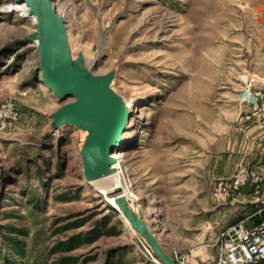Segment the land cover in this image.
<instances>
[{"label": "rangeland", "instance_id": "374dc122", "mask_svg": "<svg viewBox=\"0 0 264 264\" xmlns=\"http://www.w3.org/2000/svg\"><path fill=\"white\" fill-rule=\"evenodd\" d=\"M54 2L72 53L96 74L116 68L114 88L135 107L118 148L146 223L154 233L162 225L159 242L178 264L211 263L222 232L246 218L224 207L255 187L217 202V183L239 163L252 167L239 160L218 178L213 165L251 122L242 89L264 88V0ZM27 11L0 0V101L20 113L0 138V264H158L85 180L79 131L48 133L50 114L73 98L59 102L41 83L36 42L23 40L35 31ZM255 196L264 199L238 195L244 211L264 212Z\"/></svg>", "mask_w": 264, "mask_h": 264}, {"label": "water", "instance_id": "95a60500", "mask_svg": "<svg viewBox=\"0 0 264 264\" xmlns=\"http://www.w3.org/2000/svg\"><path fill=\"white\" fill-rule=\"evenodd\" d=\"M14 1L25 2L28 16L34 18L35 31L25 35L23 40L36 42L41 83L59 102L66 97L73 98L50 114L48 133L62 126H74L80 133L78 151L85 180L107 175L113 171L110 166L115 162L110 152L119 150L118 143L123 142L122 135L130 116L124 99L114 88L117 69L96 74L87 65L82 51L72 53L65 18L58 14L54 0ZM115 203L117 207L113 208L121 212L161 264H178L163 250L141 212L132 208L124 194H118Z\"/></svg>", "mask_w": 264, "mask_h": 264}, {"label": "built area", "instance_id": "2783aa9c", "mask_svg": "<svg viewBox=\"0 0 264 264\" xmlns=\"http://www.w3.org/2000/svg\"><path fill=\"white\" fill-rule=\"evenodd\" d=\"M241 102L249 106L250 113L243 118L247 121L264 123V88L251 90L243 88ZM20 118V113L12 99L0 101V138L9 137V130ZM260 176L250 167L239 163L229 179L217 183L214 199L224 202L227 197L246 184L258 185ZM254 202L264 203L259 196ZM243 221L233 224L222 232L223 242L219 253L211 259L209 264H260L264 262V222L251 227L245 226ZM182 264V263H180Z\"/></svg>", "mask_w": 264, "mask_h": 264}, {"label": "crops", "instance_id": "0c3cea01", "mask_svg": "<svg viewBox=\"0 0 264 264\" xmlns=\"http://www.w3.org/2000/svg\"><path fill=\"white\" fill-rule=\"evenodd\" d=\"M230 152V154L225 153L223 155L216 156L213 165L215 175H217L219 178L222 175L228 174L230 170L226 169V165L228 167L230 165L233 166L236 164V161L243 160L255 170V172L260 176L261 181L257 186L254 187V189H252L253 187L251 186L241 188V193H244L249 197H251L253 194H258L264 198V123H256L255 121H251L245 125L242 131H240L239 128L238 138L235 137L234 141L232 142ZM231 157L232 160H230ZM207 188L208 187L206 186L205 189ZM241 193H237L236 196L226 204L223 212H228L234 217H246L240 220L243 221L245 226H251L250 222L246 221L249 217H256L259 218L258 221H264V212H261L260 210L244 211V206L238 199V195ZM201 200V204L204 207H207L211 203V201L209 203V198L207 196L202 197ZM138 210H140V207H138ZM142 215L143 217H146L145 214Z\"/></svg>", "mask_w": 264, "mask_h": 264}, {"label": "bare ground", "instance_id": "6f19581e", "mask_svg": "<svg viewBox=\"0 0 264 264\" xmlns=\"http://www.w3.org/2000/svg\"><path fill=\"white\" fill-rule=\"evenodd\" d=\"M18 3H23L24 6L28 7L25 2H18ZM56 5L57 4L55 3V6ZM56 10H57V6H56ZM57 12H58V10H57ZM58 14H60V13L58 12ZM92 62H93L92 60L91 61L86 60V63L88 66L92 65ZM125 103H126V101H125ZM126 106L128 108L130 116H129V119L126 123L127 125L125 127V131L127 130V127L129 128V126L131 125L132 118H133L132 113L135 111V109H134L135 107L132 103H126ZM125 134H126V132H125ZM122 138L124 140V138H125L124 133L122 135ZM118 146H119V143H118ZM119 151L120 150L113 149L110 152V156L115 159V162L113 164H111V166H110L111 168H113L112 172L108 173L105 176L88 180L87 182L92 188H94L98 193H100V195L104 198L105 201L110 203L113 207H117L116 203H115V198L118 194L121 193V194L125 195V197L129 201L132 208L136 211H139L138 210L139 206L135 203L136 202L139 203L140 197L133 194L131 189H130L131 186L129 185V183L126 179V176L124 174V171H123L124 166L122 165L123 162L121 160L122 153ZM118 213H119L120 217L123 218V221L126 224V226L130 228V224L127 221V219L121 214L120 211H118ZM157 231H158V233H155V236L159 240L161 238L160 236L162 235V231H163L161 224L157 228ZM199 255H201L203 257L205 256L202 251L199 252ZM153 261H155L158 264H161L158 261V259L155 257H153Z\"/></svg>", "mask_w": 264, "mask_h": 264}]
</instances>
